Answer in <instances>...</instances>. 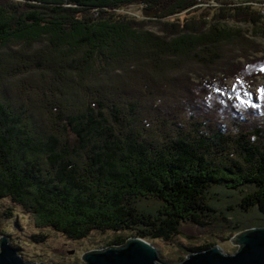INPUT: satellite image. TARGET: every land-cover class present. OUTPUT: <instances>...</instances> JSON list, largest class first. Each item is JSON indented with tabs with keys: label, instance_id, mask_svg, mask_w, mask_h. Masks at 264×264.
I'll return each instance as SVG.
<instances>
[{
	"label": "trees",
	"instance_id": "trees-1",
	"mask_svg": "<svg viewBox=\"0 0 264 264\" xmlns=\"http://www.w3.org/2000/svg\"><path fill=\"white\" fill-rule=\"evenodd\" d=\"M214 1L0 0V201L73 241L110 232L105 246L251 227L214 205L217 187L264 225V88L242 87L264 55L222 68L246 44L226 21L264 31V0Z\"/></svg>",
	"mask_w": 264,
	"mask_h": 264
},
{
	"label": "rangeland",
	"instance_id": "rangeland-1",
	"mask_svg": "<svg viewBox=\"0 0 264 264\" xmlns=\"http://www.w3.org/2000/svg\"><path fill=\"white\" fill-rule=\"evenodd\" d=\"M228 1L233 3V5H237V3H239L238 1L252 5L254 0ZM196 3L194 4L195 7L204 8H207L206 6H215L217 4L214 0H196ZM261 6L263 8H260V10H262L259 13L264 15V3H262ZM141 8V5L131 6L128 7L127 10L134 16H140L142 13ZM226 23H228L233 30L238 28L240 29L242 33V39L245 40L246 44L243 46V48L236 49L233 52L234 56L232 58L229 56L232 53L230 52L228 54L227 49L224 50L227 53V57L229 58V63H227V65L223 64V69L230 68L231 66L237 64L245 65L247 60L240 56L242 54L250 60L260 58L262 55H264V31L255 32L253 29L250 30V24L245 21H226ZM147 27H151L153 31H156L153 24H149ZM205 28L206 27H204V29ZM212 72L215 73V77L216 75H218V77L222 75L219 70H213ZM208 77H205V79H208ZM224 81L226 83V87H233L237 83H240V80L231 76H229V78L225 79ZM197 82L200 81L197 80ZM242 87L255 96L257 91H260V88H264V78L258 76L255 79L254 84L247 85L246 83H242ZM243 89H241L239 95L245 96V91H243ZM215 192L218 194H213ZM211 195L213 197L212 202H214V205L226 214V217L230 223L237 221L243 227L264 226L255 224L263 220V216H261V214L255 208L248 209L245 212L240 206H238L237 203L240 200V195L230 191H222L218 187L212 190ZM7 207L15 208V214L10 217H5ZM217 228H220V224H218V222L212 223L210 228L203 226H191L190 229L191 233L193 232L192 235L194 236V239H187L182 236H177L173 239V242L156 239L155 242L152 243L158 250L159 259L169 263L179 262L188 253H190L189 248L208 243V241L213 240H215V244H218L221 247V250L224 253H233L238 248V246L232 244L230 238L221 240L216 237L218 238L216 239L211 234V231ZM1 232L3 234L5 233L4 235L6 236L9 235L8 238L12 246H19L20 249L18 252L21 253V256L25 260L36 263L42 262L44 264H82L80 256L83 252L105 246L106 240H108L112 235L110 232L92 233L90 236L82 240L73 241L67 239L63 234L50 228L39 229L34 227L31 218L23 213L20 208L15 207L14 205L10 207V203L7 200L0 201V233ZM40 232L48 234L45 241L33 240L31 234H38ZM221 236L223 238L227 237L226 234Z\"/></svg>",
	"mask_w": 264,
	"mask_h": 264
},
{
	"label": "water",
	"instance_id": "water-1",
	"mask_svg": "<svg viewBox=\"0 0 264 264\" xmlns=\"http://www.w3.org/2000/svg\"><path fill=\"white\" fill-rule=\"evenodd\" d=\"M230 239L238 246L233 253H224L214 244L188 253L177 263L162 261L153 243L136 236L127 237L121 244L87 250L80 259L82 264H264V226L246 228ZM0 264L44 263L25 260L3 234L0 235Z\"/></svg>",
	"mask_w": 264,
	"mask_h": 264
},
{
	"label": "built area",
	"instance_id": "built-area-1",
	"mask_svg": "<svg viewBox=\"0 0 264 264\" xmlns=\"http://www.w3.org/2000/svg\"><path fill=\"white\" fill-rule=\"evenodd\" d=\"M128 13H131V12H129L128 10H126ZM132 14V13H131Z\"/></svg>",
	"mask_w": 264,
	"mask_h": 264
},
{
	"label": "snow or ice",
	"instance_id": "snow-or-ice-1",
	"mask_svg": "<svg viewBox=\"0 0 264 264\" xmlns=\"http://www.w3.org/2000/svg\"><path fill=\"white\" fill-rule=\"evenodd\" d=\"M262 91H264V90H262ZM210 106V105H209Z\"/></svg>",
	"mask_w": 264,
	"mask_h": 264
},
{
	"label": "bare ground",
	"instance_id": "bare-ground-1",
	"mask_svg": "<svg viewBox=\"0 0 264 264\" xmlns=\"http://www.w3.org/2000/svg\"><path fill=\"white\" fill-rule=\"evenodd\" d=\"M164 3V2H163Z\"/></svg>",
	"mask_w": 264,
	"mask_h": 264
}]
</instances>
